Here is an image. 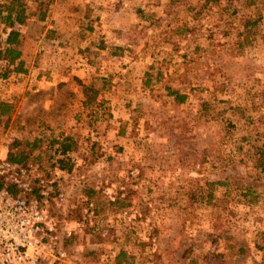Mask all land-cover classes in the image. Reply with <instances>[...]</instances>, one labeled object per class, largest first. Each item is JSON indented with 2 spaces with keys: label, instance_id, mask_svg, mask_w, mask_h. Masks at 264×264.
<instances>
[{
  "label": "rangeland",
  "instance_id": "obj_1",
  "mask_svg": "<svg viewBox=\"0 0 264 264\" xmlns=\"http://www.w3.org/2000/svg\"><path fill=\"white\" fill-rule=\"evenodd\" d=\"M24 1L0 134L71 136L59 215L96 213L43 264H264V0Z\"/></svg>",
  "mask_w": 264,
  "mask_h": 264
},
{
  "label": "built area",
  "instance_id": "obj_2",
  "mask_svg": "<svg viewBox=\"0 0 264 264\" xmlns=\"http://www.w3.org/2000/svg\"><path fill=\"white\" fill-rule=\"evenodd\" d=\"M9 142L0 134V264H43L57 258L63 239L92 226L96 213L88 201L75 221L60 217L73 172L54 167L40 174L32 162L11 161Z\"/></svg>",
  "mask_w": 264,
  "mask_h": 264
},
{
  "label": "trees",
  "instance_id": "obj_3",
  "mask_svg": "<svg viewBox=\"0 0 264 264\" xmlns=\"http://www.w3.org/2000/svg\"><path fill=\"white\" fill-rule=\"evenodd\" d=\"M40 5L43 6L42 3ZM5 12L3 15L2 12ZM45 14V8L39 7L38 15L39 19L43 20ZM0 22L4 24L6 31V38L4 46L0 47V59L6 61V68L2 72V77H6L9 71V65H13V71H24L23 64L25 63L23 45L27 38V34L23 35L16 25H31L34 24L30 21L27 13V4L24 0H9L8 3L0 5ZM29 22H31L29 24ZM175 99L178 102H183L185 95L173 92ZM89 101L85 99L83 104H87ZM11 111V104L5 101H0V118L3 115L9 114ZM10 119L8 116L5 122ZM90 124V123H86ZM98 128V127H94ZM46 141L44 149H42L43 142ZM74 142L69 135H63L59 133L57 135H42L33 136L29 141H26L19 137H14L8 144V159L21 164H26L29 158L35 154V152L41 151L48 157V161L41 159L40 155H36L34 163L37 165L40 173H45L47 170L54 167L70 168L68 164L69 152L73 149ZM70 239H66V242ZM240 251L242 248L240 247ZM122 253L116 255L117 264H121L119 259Z\"/></svg>",
  "mask_w": 264,
  "mask_h": 264
}]
</instances>
